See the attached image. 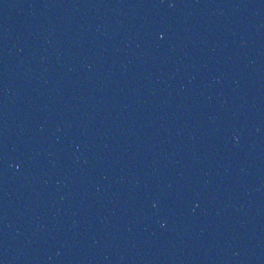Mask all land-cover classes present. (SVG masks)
I'll list each match as a JSON object with an SVG mask.
<instances>
[{
  "label": "water",
  "instance_id": "water-1",
  "mask_svg": "<svg viewBox=\"0 0 264 264\" xmlns=\"http://www.w3.org/2000/svg\"><path fill=\"white\" fill-rule=\"evenodd\" d=\"M0 264H264V0H0Z\"/></svg>",
  "mask_w": 264,
  "mask_h": 264
}]
</instances>
